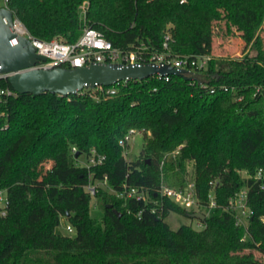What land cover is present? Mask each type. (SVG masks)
Instances as JSON below:
<instances>
[{
    "label": "trees",
    "instance_id": "16d2710c",
    "mask_svg": "<svg viewBox=\"0 0 264 264\" xmlns=\"http://www.w3.org/2000/svg\"><path fill=\"white\" fill-rule=\"evenodd\" d=\"M10 8L41 41L75 43L90 27L116 48L145 47L147 56L163 52L169 35L173 55L213 60L199 72L207 88L178 75L130 81L114 97L11 98L0 121V191L9 201L0 214V264H264V0H11ZM220 22L244 42L242 58L214 59ZM132 129L147 140L140 159L128 162L119 141ZM73 147L79 157L95 151L105 161L80 165ZM180 147L177 162L162 165ZM44 161L50 170L37 181ZM188 165L203 205L217 182V208L203 229L174 231L170 213H195L162 198L160 185L162 178L172 186L190 180ZM105 179L115 191L126 185L148 192V202L120 200L104 187L94 196L86 190ZM242 189L255 212L246 240L225 209ZM63 221L73 236L59 232Z\"/></svg>",
    "mask_w": 264,
    "mask_h": 264
},
{
    "label": "built area",
    "instance_id": "2783aa9c",
    "mask_svg": "<svg viewBox=\"0 0 264 264\" xmlns=\"http://www.w3.org/2000/svg\"><path fill=\"white\" fill-rule=\"evenodd\" d=\"M10 3L11 0H0V9L12 11L10 8ZM13 28L18 36L27 38L31 41L32 45L36 49V53L39 56L46 58L45 62H40L38 65L30 68L29 70H50L56 67L83 68L89 67L93 64H114L132 67L152 65L157 68L167 66L177 70L181 75L186 76L192 84L198 83L200 86L207 88V84L200 81L199 72L207 70L209 63L213 60V58L211 56L189 57L173 55L169 49V35L165 38L163 52L148 53L146 56L144 55V52L147 51L145 47L138 48L137 50H123L121 48H116L104 37L103 34L90 27H85L82 35L75 43H65L61 40H38L31 36L26 27L15 16V14ZM1 69L2 67L0 66V71ZM10 76L11 74L0 73V121L7 120L8 113L6 112L5 108L8 104V101L18 95V93H16L12 87L4 86V83L9 82L8 80ZM169 76L170 75L161 76L157 74L150 78L165 79L168 81ZM130 81L134 80L119 81L109 87L97 86L95 89L84 88L76 95L90 96L95 98L97 96L99 97L98 94H101L114 97L118 94L119 88L123 85H127ZM222 90L224 92L229 91L227 87H223ZM210 92L214 94L216 90L211 88ZM238 101H241V99H238ZM136 134H138V132L132 129L119 141V145L123 149V155L126 160L128 159L127 153L130 143L134 140ZM71 153L72 155L76 156L79 154L76 147L72 148ZM180 154L181 147L172 153L167 154L162 165L170 163L175 164ZM87 160V164L83 166L90 168L102 165L105 161V157L98 155L95 151H92ZM261 178L262 170H259L256 179L261 180ZM217 185L218 184L216 181L210 183V191L207 196L206 205L201 203L196 182L193 178L187 180L180 186L169 185L165 183L164 179L162 178V183L160 185V196L179 205L184 210L194 213H201L207 218L211 212L217 208L215 196V189L217 188ZM99 187L107 188L108 192L120 200L135 199L137 201L148 202L149 199L148 192L140 191L136 188L128 187L126 185L120 191L112 190L107 185V179L100 183L91 182L86 187V190L94 196ZM8 206L9 201L7 198V192L2 190L0 191L1 216H6ZM225 209L227 212H230L234 215L236 225L242 227L246 231V234L243 238V240H246L249 237L248 228L250 220L255 215L254 210L249 205L248 191L246 189H242L236 193L229 199L228 206ZM155 212L156 210L153 209V213ZM260 222L262 225H264V216L260 218ZM205 226V223L199 220L198 228L203 229ZM65 231L69 236H73L74 234V229L69 224H67L65 227Z\"/></svg>",
    "mask_w": 264,
    "mask_h": 264
},
{
    "label": "water",
    "instance_id": "95a60500",
    "mask_svg": "<svg viewBox=\"0 0 264 264\" xmlns=\"http://www.w3.org/2000/svg\"><path fill=\"white\" fill-rule=\"evenodd\" d=\"M12 11L0 9V73L11 74L9 84L19 95L39 96L50 93L59 96H72L84 88L109 87L124 80L143 81L157 74L161 76L181 75L177 70L152 65L141 67L123 65L93 64L83 68L56 67L50 70H29L46 58L39 56L31 41L18 36L13 28ZM79 157V154L77 155ZM111 209L112 206H107ZM121 216L119 212H116ZM191 217L201 221L205 216L195 213Z\"/></svg>",
    "mask_w": 264,
    "mask_h": 264
},
{
    "label": "rangeland",
    "instance_id": "374dc122",
    "mask_svg": "<svg viewBox=\"0 0 264 264\" xmlns=\"http://www.w3.org/2000/svg\"><path fill=\"white\" fill-rule=\"evenodd\" d=\"M215 35H214V59L219 62H224L230 59H238L242 58L245 52V44L241 40L240 36L237 33H228L225 27L224 22H220L216 25ZM262 38L264 41V29L262 31ZM251 52L248 51V53ZM99 97H95V99ZM146 138L142 133H138L135 135L134 140L130 143V147L128 149V162H134L140 159L141 152L146 144ZM78 159V164L86 165L88 160L85 155L80 157H76ZM51 162L44 161L39 163L35 168V177L37 181H44L48 171L50 170ZM187 178H192L194 175V167L192 165H188L186 169ZM165 181V179H164ZM110 193V192H109ZM111 194V193H110ZM95 205V204H94ZM192 213V212H190ZM92 216L98 220L103 218V211L99 208H92ZM166 222L171 227L172 230L177 231L182 226H192L193 228H198L199 220L197 218L188 217L184 215H180L177 213H170ZM67 226V222L63 221L61 227L59 228V232L63 235H67L65 231V227Z\"/></svg>",
    "mask_w": 264,
    "mask_h": 264
}]
</instances>
